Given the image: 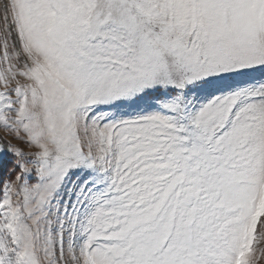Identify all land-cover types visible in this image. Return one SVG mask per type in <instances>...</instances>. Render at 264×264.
I'll use <instances>...</instances> for the list:
<instances>
[{
    "label": "snow or ice",
    "instance_id": "1",
    "mask_svg": "<svg viewBox=\"0 0 264 264\" xmlns=\"http://www.w3.org/2000/svg\"><path fill=\"white\" fill-rule=\"evenodd\" d=\"M0 264H264V0H0Z\"/></svg>",
    "mask_w": 264,
    "mask_h": 264
}]
</instances>
